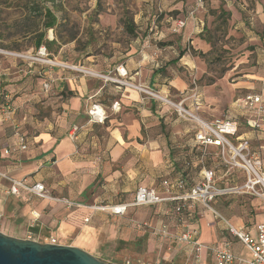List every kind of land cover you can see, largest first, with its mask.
I'll return each mask as SVG.
<instances>
[{
    "label": "crops",
    "instance_id": "1",
    "mask_svg": "<svg viewBox=\"0 0 264 264\" xmlns=\"http://www.w3.org/2000/svg\"><path fill=\"white\" fill-rule=\"evenodd\" d=\"M191 1L199 6L197 0ZM211 2L213 5L218 3V9L220 5H223L224 11L231 17L232 28L249 31L248 35L252 36L250 41H253L254 45L263 47L264 58V0H252L253 9L247 11L249 15H252L249 23L242 17L245 13L236 6V0H211ZM195 8L188 14H191ZM198 9L193 16L186 19L182 40H178L176 44L177 56H170V52L164 53L162 49H157L159 47L156 45L143 49L141 41L138 40L132 44L129 53L118 65L111 61L105 64L102 70L92 69L93 72L118 76L117 70H124L129 81L138 82L162 95H170L173 92L170 96L175 99L180 92L189 90L188 83L184 81L176 66L189 65L191 68H196L198 73L202 69L198 58L188 54L185 48L186 41L190 40L196 51L206 52L210 48V43L201 37L204 22L199 17L201 11ZM235 24L237 27H233ZM173 47L170 45L169 48ZM121 59L122 57L119 58ZM53 73L54 71H50L47 74L52 87L57 89V95L60 96L57 103L59 111L55 113L56 121L45 116L43 119L30 120L26 123L27 117L22 119L24 110L15 106L21 114L20 125L24 126L25 130L28 128L26 131L28 150L23 159L4 154V149L16 140L14 135V126L17 124L16 109L9 119L0 115L1 222H6L18 213L16 203L19 200L35 199L38 205H41L39 202H43L47 205L59 204L66 208L61 203L39 199L23 189L20 195H11L9 193L12 187L11 180L27 179L30 186L37 183L43 184L49 194L50 190L47 186L53 182V188L60 195L58 199L72 200L69 197L77 193L86 196L87 191L93 188L94 181L101 174L108 175L106 181L109 184L119 175L120 186L114 195L119 203L108 206L131 203L140 187L154 189L165 197L167 195L162 185L164 180H176L187 175L192 183H199L202 181L203 168L214 170L217 187H221L223 182L229 186L241 185L246 181L244 174L239 170L227 173L217 148H209L208 155L205 159L202 158L201 152L195 145V124L179 119L170 107L160 104L134 88L121 86L115 82L100 81L94 76H77L70 70L62 69ZM13 86L8 85L5 89L12 93ZM238 87H244V85L234 86L235 91ZM66 89L72 95L61 96ZM213 90L215 89L212 86L202 88L204 105L198 111L200 116L209 121L216 118L239 120L240 134L250 139L252 150L255 152L261 150L264 157V125L258 134L252 132L245 126L243 113L235 104L237 100L226 98L222 101L220 96L218 99L214 98ZM4 95L6 99L11 98L9 94L4 93ZM93 103H99L107 110L108 125L103 127L106 130L105 135L100 140L92 133L101 127L100 124L94 123V125L87 126L85 131L79 129L76 139L72 140L70 133L73 126H76L74 124H82L80 120L87 115ZM114 105H116V110L112 108ZM69 121L74 123L69 124ZM83 127L85 129V126ZM110 187L108 186L105 190L109 194H104L105 199L110 197ZM93 198L98 200L101 197L94 195ZM240 199L239 197L230 198V200L225 198L218 202L216 198L212 206L230 224L236 227L245 226L248 233L256 236V226L264 224V204L260 199H255L245 209L240 207L242 203ZM229 203L231 210L224 208ZM83 204L85 207L82 209L92 210L86 203ZM176 205V203L168 202L159 207L160 215L164 217V220L169 219L166 215L172 213ZM136 209H130V211ZM31 212L40 216L39 208L33 209L31 206H27L21 213L30 218ZM223 212L227 216L223 215ZM173 217L172 220L176 224L175 217ZM185 217L189 226L201 230L202 243L223 244L228 242L237 257L246 259L243 254L247 249L228 232L224 222L215 219L213 214L205 211L201 204H197L193 210L186 212ZM40 223H43V217ZM69 228H71L70 225L64 223L61 231L64 233ZM35 230L36 233L39 232L38 229ZM205 233L209 235L207 242L203 240ZM58 244L74 246L92 254L81 245L60 242ZM180 246L185 255L184 264H187L190 260V250ZM204 261L215 264L214 258L209 256H204Z\"/></svg>",
    "mask_w": 264,
    "mask_h": 264
},
{
    "label": "rangeland",
    "instance_id": "2",
    "mask_svg": "<svg viewBox=\"0 0 264 264\" xmlns=\"http://www.w3.org/2000/svg\"><path fill=\"white\" fill-rule=\"evenodd\" d=\"M251 2L252 0H236V6L245 13L242 17L247 19L248 23L250 18L252 19V15H249L247 11L252 10L254 6ZM29 3V0L0 1V110L6 104H10L16 109L15 118H17V124L19 123L21 133L27 134L28 130L20 125L24 117H27L26 123L30 120L43 119L45 116L52 121L57 120L55 113L59 111L57 103L60 96L57 95V89L52 87L47 74L50 71H54L53 74H55L62 69L70 70L77 76H94L100 81L115 82L118 85H121L118 81L128 82L147 88L151 93L162 95L138 82L129 81L127 77H120L118 71V76H110L104 72L94 73L93 70H102V67L111 61L118 65L125 59L132 44L138 40L141 41L143 49H149L156 45L159 47L157 49H162L164 53L170 52V56H177L176 44L178 40H182L184 30L174 33V23L176 24L179 20L186 21L189 16L191 17V14L188 13L195 7L193 11L202 7L199 8L201 11L199 17L204 22L201 37L210 43V48L206 52L196 51L191 41H186L185 48L188 54L198 58L202 69L198 73L196 68H191L189 65L184 64L181 67L177 65L176 68L184 81L188 83L189 90L180 92L175 99L170 96L173 95V92L170 95L162 96L178 102L195 85L199 87L200 91L202 88L212 86L215 89L213 97L218 99L220 96L222 101L226 98H232L235 101L249 94H263L264 96L263 47L254 45V42L250 41L252 36L248 35V30L232 28L230 16L224 17L225 21H222L219 16L224 8L223 5H220L218 9V3L213 5L211 1L206 3L202 1V4L197 6L191 0L49 1L47 2L48 7L54 11L60 21L68 19L66 20L67 29L75 27L78 30L77 39L62 45L58 53L54 51L49 53L44 46L38 50L34 48V35L30 30L37 29L42 32L43 27L39 19H36L34 14L29 11ZM126 14L133 18L137 26V36L134 38L124 31L122 19ZM34 21L38 26L30 29L29 27ZM233 27H237V25L235 24ZM244 29L247 28L244 27ZM65 36L68 38V33H65ZM47 38L50 41L55 40L56 32L49 30ZM88 41H91L89 45H87ZM170 45L174 47L170 49ZM203 55L206 57H202ZM121 57L122 59L119 60ZM45 84H49V89L45 88ZM8 85H14L12 93L5 89ZM237 85H244V87H238L235 91L234 86L237 87ZM4 93L9 94L11 98L6 99ZM63 93L66 94L64 95L66 97L70 96L71 92L66 89ZM141 93L170 107L146 92ZM15 106L24 110L22 119L18 112L19 109ZM106 121L107 119L103 124H100L99 130L92 132L100 140L106 133V130L103 129L108 125ZM80 122L82 124L74 125L84 131L87 126L94 125L88 111ZM73 123V121H69V124ZM81 125L85 126V129ZM8 146L14 149L16 140ZM257 152L264 159L261 150L260 152L257 150ZM24 154L25 152H13L11 156L23 159ZM118 176L109 184L106 181L108 175L101 174L94 181L93 188L87 191L86 196L77 193L69 198L73 202L86 203L90 208L97 205L118 204V199L114 198L120 186L118 180L120 177ZM53 185V182L46 185L50 190V195L53 198L60 197ZM226 185V182H223L221 187L232 186ZM108 186H111L110 197L105 199L104 194H108L105 192ZM132 194L134 195V193ZM94 195H99L101 198L94 200ZM235 197L241 198L240 207L245 209L248 208L252 200L259 199L247 193L229 194L218 198V202L225 198L230 200ZM260 200L264 204V200ZM37 203L35 199L19 200L16 203L18 213L6 222H1V220L0 231L15 238L40 243H47L54 238L62 244L81 245L93 256L108 264L185 263L182 247L174 239L155 235L150 229H138L133 223L134 220L144 221L157 228L166 225L173 233L179 231L176 226V218V224L172 220L173 212L166 215L168 220H164V217L160 215L159 207L161 206L143 207L130 211L125 216H115L108 212L84 209L67 210L59 204L47 205V203L39 202L41 205H38ZM27 206H31L33 209L39 208L38 213L41 217H35L36 215L32 212V217L24 216L21 212ZM229 207L230 203L224 206L231 210ZM223 215L227 216L225 212ZM42 217L43 223H40ZM64 223L69 224L71 228L63 233L61 226ZM35 229H38L39 232L36 233ZM203 240L209 241L207 233L203 235ZM243 256L246 259L251 258L248 250H244Z\"/></svg>",
    "mask_w": 264,
    "mask_h": 264
},
{
    "label": "built area",
    "instance_id": "3",
    "mask_svg": "<svg viewBox=\"0 0 264 264\" xmlns=\"http://www.w3.org/2000/svg\"><path fill=\"white\" fill-rule=\"evenodd\" d=\"M202 4V0H197ZM195 11L191 12L193 16ZM186 26L185 20H179L173 29L174 33H179ZM120 77H127L124 70H117ZM122 86H128L141 92H146L156 99L169 105L179 119L195 124V145L201 152L202 158L208 155L209 148H217L218 155L227 169V173L241 171L245 176L243 185L235 184L231 187H217L215 181V172L212 169L203 168L201 175L202 181L192 183L189 178L181 177L176 180H164L162 185L165 189V197L157 193L156 190L147 187L138 188L133 201L129 204L102 206L97 205L90 209L94 211L108 212L115 216H125L130 209L161 206L164 203L173 202L177 205L173 208V214L177 220L179 231L173 233L166 225L153 227L147 222H133L138 229H150L155 235L163 238L174 239L179 245L188 248L190 260L187 264H210L204 261V256L214 258L215 264H264V224L256 226L257 234L252 236L246 231L245 226L236 227L230 224L219 212L212 206L216 198L227 196L229 194H249L250 196L264 200V160L258 152L252 150L250 139L240 134V122L236 119L218 118L214 120L203 119L198 111L204 105L203 95L199 87L195 85L187 94H184L178 102L171 101L168 98L151 93L147 88L136 86L134 84L118 81ZM195 84V82H194ZM49 89V84H45ZM236 106L242 111L245 126L252 132L258 134L262 131L264 125V96L263 94H249L235 102ZM113 110H116L114 105ZM13 106L6 104L1 110L0 115L9 119L14 112ZM91 122L103 124L107 119V110L101 104H92L88 110ZM79 128L74 126L70 133L72 140H75ZM14 135L16 137V147H6L5 155H11L13 152H26L28 150V137L21 133L19 125L14 126ZM12 187L9 193L18 196L21 190L42 200H49L61 203L68 209H82L85 206L68 199L53 198L43 184L37 183L32 186L28 180H11ZM197 204H201L205 211L213 214L215 219L225 223L228 232L235 237L251 254L250 259L237 257L231 250L228 242L223 244L213 243L204 244L201 242V230L193 228L187 223L186 212L193 210ZM38 217V216H35ZM1 218V216H0ZM48 244H58L57 240L52 238L47 241Z\"/></svg>",
    "mask_w": 264,
    "mask_h": 264
},
{
    "label": "water",
    "instance_id": "4",
    "mask_svg": "<svg viewBox=\"0 0 264 264\" xmlns=\"http://www.w3.org/2000/svg\"><path fill=\"white\" fill-rule=\"evenodd\" d=\"M0 264H108L87 251L8 236L0 231Z\"/></svg>",
    "mask_w": 264,
    "mask_h": 264
},
{
    "label": "trees",
    "instance_id": "5",
    "mask_svg": "<svg viewBox=\"0 0 264 264\" xmlns=\"http://www.w3.org/2000/svg\"><path fill=\"white\" fill-rule=\"evenodd\" d=\"M4 1V0H0ZM29 6H30V12L34 14L36 19H39V22L41 23L43 27V31L39 32V30H30L34 36V48L36 50L40 49L41 47H45L46 50L51 53L55 52L58 53L61 46L64 44H67L69 42L75 41L78 36V30L74 28L67 29L68 23L65 18L63 21H60L59 18L56 16L54 11L48 7L47 2L54 1V0H29ZM203 2H209L211 0H202ZM222 14L219 16V18H222V21L224 20V17L230 16L227 12L224 10H221ZM34 18V19H35ZM122 25L124 27V31L131 37L134 38L137 36V26L133 20V18L130 17L129 14H126L124 18L122 19ZM38 24L34 21L33 24L30 25V29L33 27H37ZM49 30H54L56 32L57 38L53 41H50L47 38V33ZM65 33H68V38H66ZM91 41H88L89 45ZM202 57H206V55H203ZM71 94V93H70ZM66 95L65 93H62L61 96L64 97ZM72 95V94H71ZM67 97V96H66ZM3 99V98H2ZM184 177H187V175H184ZM188 178V177H187ZM174 218V217H173ZM37 232V230H35Z\"/></svg>",
    "mask_w": 264,
    "mask_h": 264
}]
</instances>
